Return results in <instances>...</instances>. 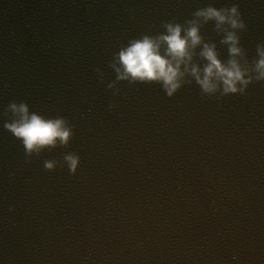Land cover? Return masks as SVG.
I'll use <instances>...</instances> for the list:
<instances>
[{"label": "water", "instance_id": "95a60500", "mask_svg": "<svg viewBox=\"0 0 264 264\" xmlns=\"http://www.w3.org/2000/svg\"><path fill=\"white\" fill-rule=\"evenodd\" d=\"M233 5L243 94L206 96L188 75L171 98L117 80L128 41ZM199 34L227 63L215 23ZM258 47L264 0H0V264H264ZM21 103L63 118L67 144L26 153L4 127Z\"/></svg>", "mask_w": 264, "mask_h": 264}, {"label": "clouds", "instance_id": "9594fccd", "mask_svg": "<svg viewBox=\"0 0 264 264\" xmlns=\"http://www.w3.org/2000/svg\"><path fill=\"white\" fill-rule=\"evenodd\" d=\"M195 19L179 23H166L164 32L157 36L142 35L128 41L121 47L114 59L117 80L129 83L160 84L165 95L171 98L182 86L185 75L191 76L206 96L220 92L221 95L243 94L252 77L249 70L242 68L238 57L243 52L239 47L237 30L245 25L240 19L238 7L217 10L211 6L194 13ZM213 21L217 33H223L221 43L227 46L229 60L222 63L218 59L216 46L205 43L199 34L202 23ZM183 33V35H182ZM199 47V58L206 61L201 68L192 63L195 49ZM259 59L252 71L257 81L264 80V48L258 47ZM183 66V70L182 69ZM111 87V86H110ZM15 119L4 125L14 138L19 140L26 153L38 152L46 147H54L59 141L66 145L71 137V129L63 118L45 119L37 113H29L28 107L21 103L9 105ZM70 174H75L79 157H65ZM46 170L54 168L53 162H46ZM235 261L237 257L234 255Z\"/></svg>", "mask_w": 264, "mask_h": 264}]
</instances>
